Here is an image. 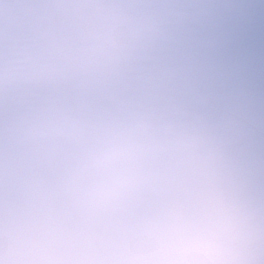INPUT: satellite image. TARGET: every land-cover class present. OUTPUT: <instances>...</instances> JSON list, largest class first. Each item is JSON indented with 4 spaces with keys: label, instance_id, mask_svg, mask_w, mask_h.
I'll return each instance as SVG.
<instances>
[{
    "label": "clouds",
    "instance_id": "9594fccd",
    "mask_svg": "<svg viewBox=\"0 0 264 264\" xmlns=\"http://www.w3.org/2000/svg\"><path fill=\"white\" fill-rule=\"evenodd\" d=\"M0 264H264V0H0Z\"/></svg>",
    "mask_w": 264,
    "mask_h": 264
}]
</instances>
